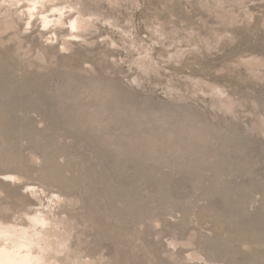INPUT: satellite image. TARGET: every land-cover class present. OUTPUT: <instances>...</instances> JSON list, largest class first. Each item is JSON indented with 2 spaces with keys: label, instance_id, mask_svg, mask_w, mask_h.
Listing matches in <instances>:
<instances>
[{
  "label": "rangeland",
  "instance_id": "obj_1",
  "mask_svg": "<svg viewBox=\"0 0 264 264\" xmlns=\"http://www.w3.org/2000/svg\"><path fill=\"white\" fill-rule=\"evenodd\" d=\"M0 264H264V0H0Z\"/></svg>",
  "mask_w": 264,
  "mask_h": 264
},
{
  "label": "bare ground",
  "instance_id": "obj_2",
  "mask_svg": "<svg viewBox=\"0 0 264 264\" xmlns=\"http://www.w3.org/2000/svg\"><path fill=\"white\" fill-rule=\"evenodd\" d=\"M3 253V252H2Z\"/></svg>",
  "mask_w": 264,
  "mask_h": 264
}]
</instances>
